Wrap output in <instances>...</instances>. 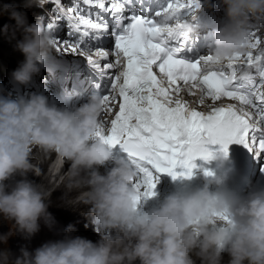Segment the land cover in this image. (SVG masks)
Returning a JSON list of instances; mask_svg holds the SVG:
<instances>
[{
  "label": "clouds",
  "instance_id": "9594fccd",
  "mask_svg": "<svg viewBox=\"0 0 264 264\" xmlns=\"http://www.w3.org/2000/svg\"><path fill=\"white\" fill-rule=\"evenodd\" d=\"M33 3L42 6L43 0H26V6ZM219 3L224 18L212 31L214 46L206 68H221L245 54L250 29L264 24V0ZM205 4L213 7L211 0ZM4 12L14 21L5 30L11 28L14 39L20 34L16 50L24 56L12 80L27 85L56 44L42 20L29 23L15 6H5ZM195 20L194 14L183 31L193 32ZM99 116L98 96L75 111L49 106L43 95L27 100L0 96V217L14 224L12 235L30 240L41 221L49 230L55 226L46 193L28 178L31 152L38 146L70 162L69 186L82 189L80 199L89 206L99 237L93 242L72 236L69 225L64 239L35 250L0 248V264H264V192L246 197L214 193L209 186L221 187L226 179L215 177L203 189L168 195L158 207L141 210L155 195L145 199L135 186L133 165L95 141ZM9 238L0 236V245Z\"/></svg>",
  "mask_w": 264,
  "mask_h": 264
},
{
  "label": "snow or ice",
  "instance_id": "6c2138e0",
  "mask_svg": "<svg viewBox=\"0 0 264 264\" xmlns=\"http://www.w3.org/2000/svg\"><path fill=\"white\" fill-rule=\"evenodd\" d=\"M51 2L53 15L46 27L62 26L69 37L54 38L58 51L83 56L107 80V94L99 97L105 115L112 112L109 105L121 101L110 128L105 130L104 121L98 119L94 139L111 150L118 149L133 165L135 186L145 199L156 194L160 174L173 180L179 176L191 179L197 159L207 162L214 158L212 146L218 145L225 156L232 144L242 145L257 157L264 154V92L260 91L264 88V65L258 63L260 58L247 51L221 68H206L208 55L195 60L182 58L189 35L183 31L186 14L191 12L193 16L201 0H167L154 13L162 18L160 22L147 15L151 7L143 0H114L110 5L104 0H83L100 10L96 21L84 14L81 0H73L68 6L61 0ZM125 11L129 14L125 15ZM100 13L106 15L101 17ZM73 36L75 39H71ZM108 39L112 40L115 56L122 54L126 60L119 75L103 71L115 66L111 62L101 65L92 57L95 54L107 60L110 50L102 44ZM253 39L254 33L249 32L248 49L257 46L258 41L250 42ZM243 66H256L259 85L247 72L237 75ZM154 67L159 69L161 79ZM182 85L188 86L190 94H194L192 89H198L201 104L205 97L213 101L227 97L238 101L239 106L212 107L204 114L181 102L178 94ZM169 90L177 93L174 100ZM177 169L182 171L178 173ZM204 174L212 175L210 171Z\"/></svg>",
  "mask_w": 264,
  "mask_h": 264
},
{
  "label": "rangeland",
  "instance_id": "374dc122",
  "mask_svg": "<svg viewBox=\"0 0 264 264\" xmlns=\"http://www.w3.org/2000/svg\"><path fill=\"white\" fill-rule=\"evenodd\" d=\"M22 1L23 0H0V25L9 24V23L14 24V21H11L8 18V14L4 12L5 6H15L19 11L26 13L28 22L31 21V18L27 14V12L18 6L20 3H22ZM2 27L3 26H0V31H2ZM9 30L10 28L7 30V32H9ZM4 51H5V47L0 44V52H4ZM49 153L51 154V151L47 152L46 150L38 146L32 149L30 156L31 170L28 175H32L33 178L35 177L39 178L41 176V180L38 183V185H40L42 190L46 193V201H47L46 203L49 206V212L52 214V216L55 219V225H56L57 221L61 220L60 219L61 216L62 218L64 217V213L58 215V207L56 204H52V201L49 200V196H51V194L54 191H59L60 194L59 197L62 198V200L64 199L65 205L69 206L73 204L75 205V203L80 199L81 195L74 196L73 194H71V190L73 188L69 186L71 183L69 180H64L63 185L60 188L57 187L62 182L64 177L70 176L71 165L70 162L67 163L68 168L65 170L66 168L64 163L65 159L57 160V153L55 151H53L51 157L48 158ZM39 154H41V156ZM44 154H45V158H43ZM41 166H43V170H41ZM56 176H58V178L55 180ZM65 207L63 206V209L62 208L60 209L62 211L68 210L67 207L66 208ZM88 213H89V206L83 209L81 207L77 208L75 205L74 209L68 210L66 212L65 217L62 220V223L59 222V224L60 226H62L61 224H63V228L65 230L66 228H68L69 225L75 222L74 219L75 216H85L86 217L84 220L85 223L82 226L83 234H84L83 238L91 240L93 242L94 239L97 238L95 240L96 242L99 239V237L96 234V232L93 230L91 218L88 215ZM81 219L82 218H79L76 221H81ZM54 228L55 226L51 230H49V228L44 225L43 221H41L39 232L30 240H26L20 235L13 236L12 234L14 233L15 230L14 224L3 217H0V236L8 235L10 237L8 239L7 245H0V248L7 247L13 253H18L21 247H27L29 251L35 250L36 248L40 247L46 242L59 240L58 238H60V236L57 237V234L59 235V232L55 234ZM72 234L73 233H71V235ZM72 236H75V234H73ZM193 259L196 258L193 257Z\"/></svg>",
  "mask_w": 264,
  "mask_h": 264
},
{
  "label": "bare ground",
  "instance_id": "6f19581e",
  "mask_svg": "<svg viewBox=\"0 0 264 264\" xmlns=\"http://www.w3.org/2000/svg\"><path fill=\"white\" fill-rule=\"evenodd\" d=\"M12 21V20H11ZM30 23H34V21L33 20H31L30 21ZM13 49H14V51L16 52V53H19V51L18 50H16V45H14L13 46ZM47 152H49V151H47ZM52 153H53V151H51V154L49 153V156H48V158H50L51 157V155H52ZM40 156H41V154H39ZM43 158H45V154H44V156H43ZM64 163H65V170L68 168V166H67V163H69V161H67L66 159L64 160ZM41 170H43V166H41ZM61 173V172H60ZM28 178L29 179H31L35 184H38L39 182H40V180H41V176L39 177V178H33L32 177V175H28ZM58 178V176H56V178H55V180ZM64 180H69L71 183H72V181H71V178H70V176L69 177H64V179L62 180V182L57 186V187H61L62 185H63V182H64ZM44 183H47V182H44ZM68 183V182H67ZM70 183V184H71ZM81 192H82V189H77V188H73L72 190H71V194H73L74 196L75 195H80L81 194ZM59 191H54L52 194H51V196H49V200H51L52 201V204H56L57 205V207H58V215H60V214H62V213H64V217H65V214H66V212L68 211V210H71V209H74L75 208V205H76V207L78 208H87L88 207V205H86L85 203H83L82 202V200L81 199H79L76 203H75V205L73 204V205H69V206H67V205H65L64 204V199L62 200V198H60L59 197ZM64 195V194H63ZM64 197V196H63ZM58 199V200H57ZM47 202V201H46ZM63 206L65 207H67V209L68 210H61L60 208H62L63 209ZM65 207V208H66ZM64 217L62 218V216H61V220H58L57 221V223H56V225H55V234H57L58 232H59V235L57 234V237L58 236H60V238H58L59 240H62V239H64V237H65V230H64V228H63V224H61L62 226H60V224H59V222L60 223H62V220L64 219ZM79 218H82L81 219V221H76V220H78ZM85 216H75L74 217V219H75V222L73 223V224H71L72 225V227H73V229H74V231L72 232L73 234L74 233H77V234H83L82 232H83V228H82V226H83V224L85 223ZM97 238H95L94 239V242H95V240H96Z\"/></svg>",
  "mask_w": 264,
  "mask_h": 264
}]
</instances>
